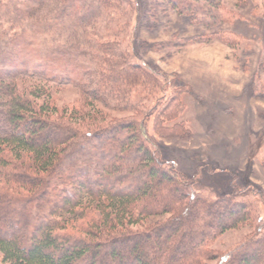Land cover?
<instances>
[{
    "label": "rangeland",
    "instance_id": "obj_1",
    "mask_svg": "<svg viewBox=\"0 0 264 264\" xmlns=\"http://www.w3.org/2000/svg\"><path fill=\"white\" fill-rule=\"evenodd\" d=\"M104 2L0 0V26L10 38H23L9 49L25 45L28 50L22 66L25 72L11 69L17 75L1 77L0 85L14 82L27 94L36 89L37 94L49 96L48 108L57 113V122L77 126L69 107L83 98L89 102L92 96L87 92L102 80L95 61L97 51L112 60L123 54L152 79L157 76L161 84L154 87L134 79L138 83L131 95L139 96L138 108L122 102L127 87L121 79L116 91L106 93L103 100H97L100 104L92 106L103 111L93 119H105L104 124L135 117L159 159L192 179L196 188L208 191L213 199L246 195V200L234 201L246 208L249 220L216 237L207 247L216 255L206 264H219L221 257H228L243 243L264 236V0H221L220 9L201 3L203 10L183 13L169 0ZM30 56L39 59L38 71L32 73H28ZM47 74L55 76L47 80ZM106 75L110 73L102 75L103 84L111 85L113 77ZM3 93L0 114L7 109ZM170 96H176L172 106L178 111L159 119L156 108L169 102ZM83 123L78 129L82 134L94 128L90 122ZM5 127L0 121L2 138L7 137ZM125 131H121L123 136ZM45 135L43 131L39 137ZM170 186L169 180L155 182L160 190ZM153 198L155 193L150 200ZM186 204L191 207V198ZM195 207L199 214V204ZM223 207L224 203H217L213 212L230 221L222 214ZM166 218H145L136 228ZM21 231L13 228L9 235L15 237ZM117 249L122 250L121 256L128 251ZM245 255L257 256L264 263V246L255 243L246 248Z\"/></svg>",
    "mask_w": 264,
    "mask_h": 264
},
{
    "label": "trees",
    "instance_id": "obj_2",
    "mask_svg": "<svg viewBox=\"0 0 264 264\" xmlns=\"http://www.w3.org/2000/svg\"><path fill=\"white\" fill-rule=\"evenodd\" d=\"M194 1L169 0L179 13L203 10L202 4L221 8V0ZM9 36L0 26V78L15 77L17 72L12 70L25 72V45L9 49L23 38ZM98 48L104 50V45ZM97 52L95 61L102 80L87 92L92 96L89 102L83 98L69 107L77 126L57 122V113L48 108L49 96L37 94L36 89L27 94L14 82L0 85L7 105L0 114L7 129V137L0 136L1 264H206L216 255L207 250L212 240L249 220L246 208L234 201H244L246 195L213 199L208 191L196 188L192 179L159 159L135 117L104 124L105 119H93L103 111L92 106L123 81L127 90L122 102L131 108L140 105L139 96L131 95L135 78L149 87L161 84L157 76L152 79L127 56L120 54L112 60ZM27 62L28 73L38 71L39 59L30 56ZM107 73L113 79L105 86L102 75ZM52 75L47 74V80ZM175 99L170 96L169 102L156 108L159 119L178 111L172 106ZM82 122L86 126L90 122L94 128L82 134L78 130L84 127ZM43 131L46 135L41 139ZM166 180L170 187H155L156 181ZM152 193L155 198L150 200ZM189 198L194 211L186 204ZM220 202L224 203L222 214L230 221L213 212ZM160 215L167 218L136 228L143 219ZM13 228L23 231L13 237L9 235ZM263 239L243 243L239 250L221 257L219 264H264L257 256L245 255L246 248L255 243L264 246ZM117 246L128 248L125 256Z\"/></svg>",
    "mask_w": 264,
    "mask_h": 264
}]
</instances>
